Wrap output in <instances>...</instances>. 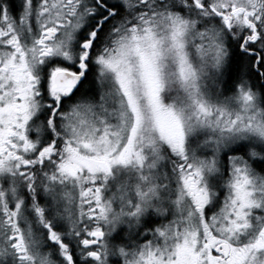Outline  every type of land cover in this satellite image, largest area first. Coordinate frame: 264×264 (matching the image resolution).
I'll return each instance as SVG.
<instances>
[{
  "label": "snow or ice",
  "instance_id": "obj_1",
  "mask_svg": "<svg viewBox=\"0 0 264 264\" xmlns=\"http://www.w3.org/2000/svg\"><path fill=\"white\" fill-rule=\"evenodd\" d=\"M0 264H264V0H0Z\"/></svg>",
  "mask_w": 264,
  "mask_h": 264
}]
</instances>
